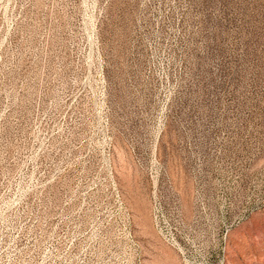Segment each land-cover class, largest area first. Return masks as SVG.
Returning <instances> with one entry per match:
<instances>
[{
	"label": "rangeland",
	"instance_id": "1",
	"mask_svg": "<svg viewBox=\"0 0 264 264\" xmlns=\"http://www.w3.org/2000/svg\"><path fill=\"white\" fill-rule=\"evenodd\" d=\"M0 264H264V0H0Z\"/></svg>",
	"mask_w": 264,
	"mask_h": 264
}]
</instances>
